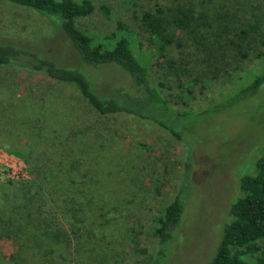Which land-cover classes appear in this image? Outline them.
Instances as JSON below:
<instances>
[{
  "label": "rangeland",
  "instance_id": "obj_1",
  "mask_svg": "<svg viewBox=\"0 0 264 264\" xmlns=\"http://www.w3.org/2000/svg\"><path fill=\"white\" fill-rule=\"evenodd\" d=\"M93 2L94 13L78 20L82 29L98 38L116 30L121 21L133 30L130 36L137 35L143 44H135V51L150 64L157 61V51L149 47L140 28L142 12L157 0ZM8 40L38 49L62 65L86 69L72 43L47 16L0 0V41ZM263 68L262 61L253 59L212 83H195L187 91L170 80L164 90L175 98L186 96L177 104L182 109H206L229 100L236 88ZM89 70L100 90L131 84L116 66ZM167 74L160 70L156 77L163 80ZM4 102L0 135L6 137L0 139L1 146L23 160L42 159L52 171L51 182L61 181L65 187L57 194V203L65 207L60 210L68 224L80 221L81 226L77 235L68 229L67 242L56 240L47 256L25 229L26 224L33 225L25 219L29 210H20L22 217L5 216L3 225L14 230L12 236L0 237V262L5 264H16L13 255L19 264L29 260L37 264H208L230 219L231 203L240 194L239 179L256 172L255 162L264 152V83L253 96L229 100L227 106L212 108L198 118L184 142L153 122L120 115L101 117L75 85L55 83L42 72L16 64L0 65V104ZM16 187L8 189L16 191ZM178 196L184 204L182 219L161 254L154 226ZM40 203V211H53L49 198ZM47 242L45 238L44 245Z\"/></svg>",
  "mask_w": 264,
  "mask_h": 264
},
{
  "label": "trees",
  "instance_id": "obj_2",
  "mask_svg": "<svg viewBox=\"0 0 264 264\" xmlns=\"http://www.w3.org/2000/svg\"><path fill=\"white\" fill-rule=\"evenodd\" d=\"M8 1L47 16L72 43L86 69L62 65L38 49L12 40L0 41V65L16 64L42 72L55 83L75 85L97 114L104 118L120 115L153 122L184 142L185 135L192 132L198 118L211 113L212 108L227 106L229 100L237 102L253 96L264 83L263 68L236 88L229 100L222 99L213 106L197 110L182 109L177 104L186 96L178 94L175 98L164 90L170 80L189 91L190 85L212 83V80L231 74L230 71L240 68L243 62L259 59L264 64V0H157L153 8L142 12L140 22L144 35L147 34L145 38L151 44L149 47L157 51V61L153 64L135 51V44H143L137 35L130 36L133 30L123 22L118 21L116 30L98 38L79 26L80 18L91 16L96 10L93 0ZM192 60L195 65H191ZM112 66L120 68L131 84L107 86L100 90L89 69ZM160 70L168 73L163 80L156 77ZM171 76L172 79L167 78ZM6 105L4 102L0 107L5 109ZM4 136L5 133L0 135V139ZM33 152L30 149V153ZM45 155L50 157L46 150ZM26 161L32 178L0 181V237H10L14 231L3 225L5 216L16 213L22 217L19 211L29 210L25 212V219L33 225L26 224L25 229L30 232L38 250L48 256L56 240L67 242L68 229L77 235L80 221L68 224L66 214L60 210L65 207L57 203V194L60 196L65 187L61 181L57 185L51 182L52 171L47 170L42 159L31 161L26 158ZM255 167V173H245L239 179L240 194L231 203L230 219L223 225L221 239L208 264H264V152L256 160ZM10 185L19 187L10 191ZM44 198L53 202V211L48 214L38 208ZM183 212L184 204L178 196L157 217L154 234L159 236L161 254L173 238ZM45 238L49 243L44 245ZM11 258L19 264L16 255ZM27 264L37 263L29 260Z\"/></svg>",
  "mask_w": 264,
  "mask_h": 264
},
{
  "label": "built area",
  "instance_id": "obj_3",
  "mask_svg": "<svg viewBox=\"0 0 264 264\" xmlns=\"http://www.w3.org/2000/svg\"><path fill=\"white\" fill-rule=\"evenodd\" d=\"M31 178L27 161L9 153L0 145V181H24Z\"/></svg>",
  "mask_w": 264,
  "mask_h": 264
}]
</instances>
